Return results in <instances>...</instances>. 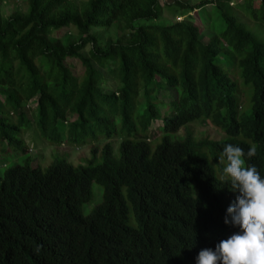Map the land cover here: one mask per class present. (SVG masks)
I'll return each mask as SVG.
<instances>
[{"label":"trees","instance_id":"1","mask_svg":"<svg viewBox=\"0 0 264 264\" xmlns=\"http://www.w3.org/2000/svg\"><path fill=\"white\" fill-rule=\"evenodd\" d=\"M229 1H168L187 11L210 3L204 31L158 23L160 0H27L26 11L0 14V138L26 150L14 133L32 98L55 140L105 139L84 163L0 166V264H196L240 231L224 223L239 193L219 157L238 146L264 178V38L241 20L263 22L264 0L238 11ZM62 27L76 36H53ZM102 29L113 36L100 44ZM192 121L223 136L195 137ZM91 181L101 200L86 210Z\"/></svg>","mask_w":264,"mask_h":264},{"label":"rangeland","instance_id":"2","mask_svg":"<svg viewBox=\"0 0 264 264\" xmlns=\"http://www.w3.org/2000/svg\"><path fill=\"white\" fill-rule=\"evenodd\" d=\"M169 0H160L162 4L161 16L156 19L158 23H168L173 20H186L194 23L200 31H204L207 28V18L204 14V9L209 10L210 3H207L204 6L193 8L189 11L184 10L174 2H168ZM171 1V0H170ZM187 4L196 3L198 0H182ZM255 1V0H253ZM242 4V0H230L229 5L230 9L237 10L236 4ZM27 0H0V14L7 15L14 10L26 11ZM242 21L245 27L251 29L252 32L259 34L260 37L264 38V21L261 22L254 17H249L248 13H242ZM210 21L220 23L219 17L216 18V10H212L209 16ZM65 30H67L65 32ZM53 36L56 38L65 41L67 38L75 37V33L71 27H62L56 31L52 32ZM112 35V32L109 29H102L97 32L98 43L102 44L107 35ZM205 38V36H203ZM87 46V45H86ZM85 46V47H86ZM72 62H75L74 67L79 68L78 63L72 59ZM102 87V84H101ZM113 88V84H110V87ZM23 107L25 109V115L27 119L21 121L19 124V129L17 133H14L16 136L20 135L22 142L25 145L26 150L22 153L20 149L15 144H8L5 138H0V166L6 164L20 163L25 158H28L29 162L32 165H39V167H45L54 157L65 156L66 159L75 164V163H84L85 160L90 156L89 147L90 144H96L99 148L104 142L97 132L96 139L91 140L90 136H85L83 141L78 139L69 140L65 139L64 133L60 132V141L54 139L53 130L46 127L42 130L36 118L33 116V99H29L24 102ZM28 105V107H26ZM159 123L158 120H155L151 123L150 128H154L155 125ZM186 128L192 131V134L197 136L208 135L212 138H220L223 136V133L213 126L204 123L202 121H192L188 122ZM184 131L183 126L179 127L177 131L171 133V137H179ZM113 146V149L117 147V142L119 138L111 137L109 139ZM155 140V139H154ZM58 141V142H57ZM153 141V140H151ZM90 189L92 194V201L87 205L86 210H88L94 203H97L101 200V190L99 185L95 181H91Z\"/></svg>","mask_w":264,"mask_h":264},{"label":"clouds","instance_id":"3","mask_svg":"<svg viewBox=\"0 0 264 264\" xmlns=\"http://www.w3.org/2000/svg\"><path fill=\"white\" fill-rule=\"evenodd\" d=\"M256 154V145H251L247 157ZM244 156L242 148L227 144L219 157L225 165L223 175L230 177L232 188L239 193L227 208L224 223L240 231L221 240L215 250L202 249L196 264H264V178L254 165L245 166Z\"/></svg>","mask_w":264,"mask_h":264}]
</instances>
